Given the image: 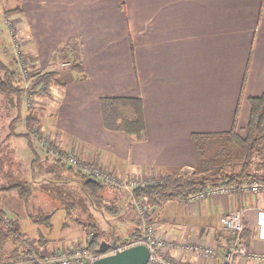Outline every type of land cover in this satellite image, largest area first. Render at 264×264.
I'll return each instance as SVG.
<instances>
[{"label": "crops", "instance_id": "obj_1", "mask_svg": "<svg viewBox=\"0 0 264 264\" xmlns=\"http://www.w3.org/2000/svg\"><path fill=\"white\" fill-rule=\"evenodd\" d=\"M20 1L17 29L37 71L48 72L65 62L54 52L68 40L77 39L82 46V74L72 72L65 85L35 99L37 108L46 98L47 109L37 115L45 113L43 120L49 121L45 126L39 121L38 127L60 150L76 153L118 178L146 181L191 174L196 164L192 135L220 137L232 130L236 111V132L246 135L249 99L264 93V0ZM123 97L142 102L145 127L140 139L104 126L100 99ZM55 103L52 121L50 107ZM38 144L46 161L42 164L34 153L31 167L38 169H31V177L78 180L71 169L49 165ZM103 185L112 198L128 195L132 208L143 202L132 191L117 188L120 193H115L116 187ZM36 188L34 207L49 215L55 207L39 197L40 186ZM161 208L151 221L159 236L173 242L165 256L179 264H221L227 234L220 220L234 210H244L248 248L264 253V192L219 195L190 204L174 200ZM9 209L0 207L9 221L7 211H26ZM137 228L142 232V220ZM14 229L21 239L31 240L18 224ZM35 242L55 247L41 237ZM188 242L216 246V258L195 256L183 249ZM15 248L11 240L3 244L0 264L17 258L20 247ZM237 264L264 263L242 259Z\"/></svg>", "mask_w": 264, "mask_h": 264}, {"label": "rangeland", "instance_id": "obj_2", "mask_svg": "<svg viewBox=\"0 0 264 264\" xmlns=\"http://www.w3.org/2000/svg\"><path fill=\"white\" fill-rule=\"evenodd\" d=\"M16 5V0H0V62H3V64L7 65L11 71H13L14 81L23 88L22 86L27 84V81L20 80L19 68L17 67L15 60V51L12 48L13 43L16 42L24 58L28 59L29 55L22 42L23 37L17 29V17L15 15L10 16V14H5L6 11L14 10ZM29 61H26L28 66H30L33 72L37 71ZM55 68L56 69L54 70L59 71L60 74H68V66H56ZM44 91L45 90L40 92V94L38 93V95H44ZM48 93H51V91H48ZM39 97L36 100H39ZM36 100L32 103V99L24 94L21 103V110L19 109L18 111V108L15 107L14 103L15 98L0 94V187L3 185L8 186L17 180H26L27 182H30L29 185H32L31 195H34L33 190L35 191L37 189L36 186L38 187L39 185V197H42L46 202H50L55 208H52L53 214L47 223L46 221L35 222L34 219L42 216V210L37 209L39 207H34L35 198L33 196L30 197L28 203L27 201L25 202L24 199H19L16 196L14 198L10 197L7 195L9 192L2 191L0 192L1 208H5V210H10L9 208H24V210H26L21 213L7 211V213H5L6 216L8 219L12 220H6L8 228L14 229V224H18L20 232L28 235L27 237L33 240L36 246L39 244L36 243L35 240H38L40 237L43 241L48 242L53 246H57L58 244H61L62 246H74L83 239L85 232L87 231L93 233V240L95 238L98 239V243L103 244L104 246L116 245L118 242L116 247H122L126 243L132 241L129 236L130 232L133 231L131 229L140 226L141 218L139 219V217L141 216L136 208H132V201L125 193H121L117 198H112L106 194L107 191L103 190L102 198L97 201L95 198L92 199L87 195V193L81 188L82 183L79 180L62 183L57 178L53 180L52 176L49 174H47V176L40 175L39 178L30 176L32 173L31 169H38L37 167H31L32 164H34L33 160L35 159V154L40 155L38 156V159L41 160L42 164L45 165L46 161H43L44 154L37 151L36 145L39 144L38 140L34 137L35 130L41 135V137L44 133L43 130L38 127V122L41 121L40 124L45 126L49 121V117L48 121L43 120V115L45 113L37 115L39 111L47 109L46 98L42 99V102L37 108H34ZM28 103H31L32 105L27 106ZM57 103L54 105L52 104L50 107V110L52 111L50 115L52 121L55 119ZM29 113H35L38 118V122L34 124L32 129H27L26 126V115ZM17 119L18 121H15ZM12 124L14 126V131L20 134L26 133L31 143L24 137L9 138L8 134L12 132ZM44 134L49 137L48 134ZM49 139L52 142L50 137ZM208 142H210L206 147L208 154H212L218 149V147H221V141L217 138H212ZM31 144L35 149V154L31 149ZM54 150L57 153H72L62 151L56 146L54 147ZM73 154L80 157L76 153ZM46 156L51 162L49 165L54 164L59 169L61 168L54 162L55 159L53 156L49 153H46ZM205 161L206 159L204 158L203 162ZM255 161H257V158ZM237 168L238 167H235L232 170H237ZM214 170L216 169H209L210 176L216 175ZM232 170L227 168L228 172ZM251 171L262 174L264 177V169L256 171L252 167ZM51 179L53 182L50 181ZM13 180L14 182H12ZM258 180H262V178ZM51 183L53 184L48 187ZM13 192L15 193L11 194H17L16 191ZM29 208H33L32 211H30ZM144 209L148 211L147 208ZM8 222L12 225H9ZM121 241L124 243H121ZM19 247L21 251L23 248L22 239ZM111 254L112 250L106 249V252L101 253L100 255L103 257Z\"/></svg>", "mask_w": 264, "mask_h": 264}, {"label": "trees", "instance_id": "obj_3", "mask_svg": "<svg viewBox=\"0 0 264 264\" xmlns=\"http://www.w3.org/2000/svg\"><path fill=\"white\" fill-rule=\"evenodd\" d=\"M17 5L14 10L6 11L5 14L17 15L21 14V1L16 0ZM55 55L63 57L66 62H70L68 66V74H60L57 70L49 72L35 71V78L32 81L31 89L28 95L32 99H37L40 95L37 94V88L43 87L44 92H48L53 86H63L69 82L73 77L72 72L82 74V46L77 39H70L66 43L56 48ZM28 60V59H27ZM29 61V60H28ZM31 62V61H29ZM11 69L0 62V94L7 95L15 98V107L21 110L23 95L26 91L21 88L17 82L14 81V75ZM250 116L246 128V135L240 136L236 132L237 111L234 117L233 128L229 132L217 135L221 141V147H218L212 154H208L206 147L212 137L210 134L194 133L192 135V142L194 153L196 156V164L191 174H169L160 179L153 180V183L143 187H137L132 190V195L135 199L142 200L145 207L148 209L147 214L151 216L155 212L161 210L164 204L181 200L189 194L203 189L209 185H215L220 182L226 183H243L249 182L253 179H264L262 174L252 172L254 170L264 169V93L260 97L250 98ZM101 113L104 126L111 131H120L128 135L140 139L144 132V117L142 110V102L140 98H101L100 99ZM125 112H129L126 114ZM37 115L27 114L26 126L27 129H32L34 124L38 122ZM15 121H18L15 120ZM14 123V122H13ZM15 124V123H14ZM12 132L8 137H24L29 142L28 135L20 134L14 131V126H11ZM31 143V142H30ZM40 143V142H39ZM226 144V145H225ZM225 145V146H224ZM31 149L34 153L33 145ZM206 159L203 162V159ZM257 158V161L255 159ZM56 166V165H54ZM58 166L67 167V170H74L65 164H58ZM238 167L237 170H232ZM214 168L215 176H210L209 169ZM227 168L232 171H227ZM73 175L82 183L81 188L87 193L90 198H95L97 201L102 198L101 190H104L105 185L100 182L88 181L90 178L82 175L77 171L72 172ZM25 180V179H24ZM14 182V180L12 181ZM30 182L26 180H17L16 182L8 185L1 186L0 192L15 193L25 202H29L31 196ZM34 187V186H33ZM34 191V190H33ZM115 193H120L119 189H114ZM53 212L49 215L42 214L41 217L34 219L35 222H45L50 220ZM6 217L2 210H0V249L7 240H11L13 245L16 246L14 251H18L20 246V235L15 229H10L6 225ZM130 238L132 241L139 239L142 236L141 228L131 229ZM129 238V237H128ZM126 240V239H125ZM121 243H124L121 241ZM102 244L98 243V239L91 242L90 249L100 255ZM118 245H110L109 250H113ZM20 255H16L17 257ZM0 256H2L0 254ZM10 257V256H9Z\"/></svg>", "mask_w": 264, "mask_h": 264}, {"label": "built area", "instance_id": "obj_4", "mask_svg": "<svg viewBox=\"0 0 264 264\" xmlns=\"http://www.w3.org/2000/svg\"><path fill=\"white\" fill-rule=\"evenodd\" d=\"M12 48L15 51V60L19 68L20 80L27 81V84L22 87L26 91L25 95L29 96L28 91L31 89L32 81L35 78V72L28 66V60L22 56L16 42L13 43ZM58 66L67 67L69 66V62H60ZM36 90L37 94H40L44 89L40 87ZM29 98L32 99V96H29ZM34 101L35 99H32V103H34ZM31 105V103L27 104V106ZM34 137L40 142L44 151L53 156L55 163L65 164L82 175L102 184L132 191L134 188L153 183V180L127 181L124 178H118L111 175L99 165L90 164L73 153H57L54 150L55 145L44 133L41 137L35 130ZM260 192H264V180L253 179L249 182L238 184L220 182L197 190L182 198L180 201L190 204L219 195H230L234 193L249 195L258 194ZM136 208L142 220V236L137 240L126 243L122 247H115L112 250V254L133 245H144L149 253L147 264H179L165 256L168 248L173 246V242L167 241L159 236L156 225L151 221L153 215L148 216L146 209H144L146 208L144 203L141 201L136 202ZM243 214L244 210L229 211L225 213L220 220L221 229L227 234V242L221 264H237L242 259L264 263V253L250 250L245 243L244 232L246 230V225L243 222ZM8 224L12 225L10 222H8ZM92 240L93 233L87 231L83 239L77 245H61L60 247L55 246L52 249H48L46 246H36L35 243L29 239H22L23 248L20 251V255L10 262L1 264H93V262L101 258L102 255L95 254L90 249ZM183 249L188 250L195 254V256L204 260L213 261L217 256L216 246L199 242H188L183 245Z\"/></svg>", "mask_w": 264, "mask_h": 264}, {"label": "water", "instance_id": "obj_5", "mask_svg": "<svg viewBox=\"0 0 264 264\" xmlns=\"http://www.w3.org/2000/svg\"><path fill=\"white\" fill-rule=\"evenodd\" d=\"M88 181L96 182L93 179ZM101 252L105 253L106 249L102 244ZM148 249L144 245H133L114 254L103 256L93 262V264H147Z\"/></svg>", "mask_w": 264, "mask_h": 264}, {"label": "flooded vegetation", "instance_id": "obj_6", "mask_svg": "<svg viewBox=\"0 0 264 264\" xmlns=\"http://www.w3.org/2000/svg\"><path fill=\"white\" fill-rule=\"evenodd\" d=\"M104 248H105V249H108V248H109V246L105 245V246H104Z\"/></svg>", "mask_w": 264, "mask_h": 264}]
</instances>
